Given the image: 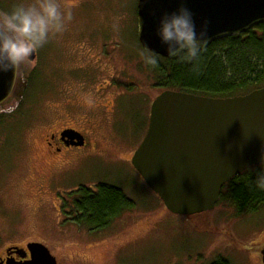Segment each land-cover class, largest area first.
<instances>
[{"label":"rangeland","instance_id":"1","mask_svg":"<svg viewBox=\"0 0 264 264\" xmlns=\"http://www.w3.org/2000/svg\"><path fill=\"white\" fill-rule=\"evenodd\" d=\"M18 2L0 0V10ZM60 3L73 19L38 49L35 62L17 69L14 88L0 104V249L40 242L57 264H205L217 256L262 264L264 207L238 216L222 200L205 215L215 230L197 231L189 217L166 209L131 164L160 92L139 57L137 0ZM18 102L19 113L10 116L7 110ZM55 122L77 128L87 144L60 168L59 187L48 182L43 190L49 172L38 142ZM98 182L119 187L133 205L88 230L75 224L53 191L69 200L64 191Z\"/></svg>","mask_w":264,"mask_h":264},{"label":"water","instance_id":"2","mask_svg":"<svg viewBox=\"0 0 264 264\" xmlns=\"http://www.w3.org/2000/svg\"><path fill=\"white\" fill-rule=\"evenodd\" d=\"M181 3L191 9L197 32L206 24L207 42L264 22V0H137L136 37L141 48L169 57L156 29L161 14L175 11ZM16 73L0 72V104L11 94ZM76 138L82 145L83 137ZM262 157L264 85L229 97L162 90L151 102L146 132L130 161L166 209L189 216L213 209L221 187L260 164ZM14 249L27 250L29 258L6 264H57L40 242H28L26 250ZM260 254L264 264V246Z\"/></svg>","mask_w":264,"mask_h":264},{"label":"trees","instance_id":"3","mask_svg":"<svg viewBox=\"0 0 264 264\" xmlns=\"http://www.w3.org/2000/svg\"><path fill=\"white\" fill-rule=\"evenodd\" d=\"M155 87L180 90L211 97L245 94L264 85V22L237 35L207 42L196 61H183L159 55L156 67H149ZM35 77L32 78L31 88ZM30 94V93H29ZM5 119L1 118L0 122ZM262 164L251 165L233 176L220 190L219 200L228 201L235 214L256 213L264 207V191L255 187ZM132 201L121 189L106 182L79 185L63 206L75 224L96 230L131 210ZM208 213L189 215L197 231L215 230L205 218ZM205 264H231L217 256Z\"/></svg>","mask_w":264,"mask_h":264},{"label":"clouds","instance_id":"4","mask_svg":"<svg viewBox=\"0 0 264 264\" xmlns=\"http://www.w3.org/2000/svg\"><path fill=\"white\" fill-rule=\"evenodd\" d=\"M72 19L71 8L62 6L60 0H19L11 9L0 10V72L15 73L32 62L37 50L62 34ZM156 34L166 45L167 55L183 61L198 60L207 42L206 24L197 32L193 13L183 3L175 11L161 14ZM139 57L149 67L159 63V54L146 46ZM261 164L254 184L264 191V157Z\"/></svg>","mask_w":264,"mask_h":264},{"label":"flooded vegetation","instance_id":"5","mask_svg":"<svg viewBox=\"0 0 264 264\" xmlns=\"http://www.w3.org/2000/svg\"><path fill=\"white\" fill-rule=\"evenodd\" d=\"M37 56H38V50L34 54V58L31 63L36 61ZM34 71L35 72H32L31 75L33 77H36L35 73H38V72L36 71V69ZM100 89H103V87H100ZM6 100L1 104H4ZM18 109H19V102L16 103L14 107L7 110V113H9L10 116L11 115L14 116ZM18 113H19V110H18ZM78 135H81L83 137L82 145L76 144V142H78L76 136ZM86 144H87V139L83 135V133H81V131H79L77 128L69 124H64L63 122H55L52 126L48 127L47 130H45L42 140L38 142V153L44 156L45 163L47 166V171L49 172L48 175H45V178L47 181H45V183L41 181V185H40L41 189L43 188V190H45L46 189L45 184H47L48 182L54 184V187H52V189H55V188L57 189L59 186H57L56 184L57 182H59V179H61L62 177L60 175L62 173L61 171L62 169L60 168L68 165L70 163L69 160H70V156L72 155V153L81 151V149L85 147ZM41 176L42 174L41 175L38 174L37 178H41ZM95 185L96 184H93L92 186H95ZM78 187L79 185L74 190L78 189ZM70 192L64 191L63 193L69 196ZM53 193H55L56 198L60 200L58 202L60 207H63V206L65 207L69 204V200L67 199L66 196L63 197L62 194L57 195L58 190H54ZM27 243L28 242H26L23 246L10 244L0 249V264H6V261L11 260V259L24 260V259L29 258V252L26 250ZM14 247L23 248L26 250V252L24 253L22 251H17V249L15 250Z\"/></svg>","mask_w":264,"mask_h":264}]
</instances>
